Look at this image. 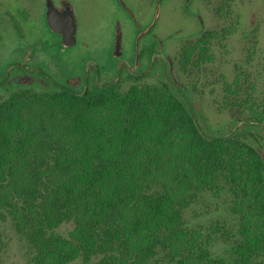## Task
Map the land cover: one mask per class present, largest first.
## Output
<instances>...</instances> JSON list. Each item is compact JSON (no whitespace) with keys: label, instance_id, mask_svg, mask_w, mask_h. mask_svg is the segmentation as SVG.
<instances>
[{"label":"trees","instance_id":"16d2710c","mask_svg":"<svg viewBox=\"0 0 264 264\" xmlns=\"http://www.w3.org/2000/svg\"><path fill=\"white\" fill-rule=\"evenodd\" d=\"M185 97L135 83L27 88L0 102V208L33 248L31 264H264L258 135L234 128L240 120L211 133ZM203 191L230 195L223 254L184 217ZM63 222L66 236L55 231Z\"/></svg>","mask_w":264,"mask_h":264},{"label":"flooded vegetation","instance_id":"af4514ba","mask_svg":"<svg viewBox=\"0 0 264 264\" xmlns=\"http://www.w3.org/2000/svg\"><path fill=\"white\" fill-rule=\"evenodd\" d=\"M211 2L174 0V12L196 26L166 31V0H0V102L27 88L61 86L84 94L96 86L121 89L127 82L130 86L154 80L185 95L197 110L180 74L189 65L196 68L211 61L209 47L226 31L205 27L204 11ZM91 28H107L112 34L93 53L84 35ZM191 36L193 41L183 42L171 54L176 45L171 41ZM240 88L239 74L232 83H224L225 91L234 96ZM254 110L264 111V101L243 122L248 130L264 133V112L257 120Z\"/></svg>","mask_w":264,"mask_h":264},{"label":"rangeland","instance_id":"374dc122","mask_svg":"<svg viewBox=\"0 0 264 264\" xmlns=\"http://www.w3.org/2000/svg\"><path fill=\"white\" fill-rule=\"evenodd\" d=\"M173 1L166 0V16H163L166 18V31L173 26L185 29L195 27V21L174 12ZM224 1L212 0L204 11L205 27L218 32L226 29L223 36L214 39L209 47L213 59L202 62L196 68L189 65L188 70H181L180 74L183 83L191 90V101L197 104L199 121L216 134L229 129L238 120L251 119V109L260 110L264 101V0ZM217 5L222 8L217 9ZM84 35L90 42L88 50L92 53L112 36L107 28H91ZM128 36L130 41L131 34ZM187 38L171 41L176 44L170 50L172 55L180 44L184 42L188 45L195 36ZM236 74H239L241 88L234 96L225 91L224 83H232ZM156 82L148 80L139 84L156 85ZM128 86L127 82L121 90ZM246 99L248 102L241 104ZM256 133V147L264 158V133ZM247 140L254 142L250 134ZM229 198L226 191L219 196L203 191L184 211L188 225L201 226L204 235L211 233L210 248L214 254H223L229 247L222 232L231 233L235 227L236 218L229 210ZM0 211L4 213V216L0 214V264H31L33 248L15 228L7 211L2 208ZM214 225L218 227L215 233L211 231ZM71 228L72 222H63L55 231L66 236Z\"/></svg>","mask_w":264,"mask_h":264},{"label":"water","instance_id":"95a60500","mask_svg":"<svg viewBox=\"0 0 264 264\" xmlns=\"http://www.w3.org/2000/svg\"><path fill=\"white\" fill-rule=\"evenodd\" d=\"M194 119H195V117H194ZM243 123V121L242 120H240V121H238L237 123H236V125L234 126V128H236L237 126H239L240 124H242ZM233 128V129H234ZM230 133V132H229Z\"/></svg>","mask_w":264,"mask_h":264}]
</instances>
